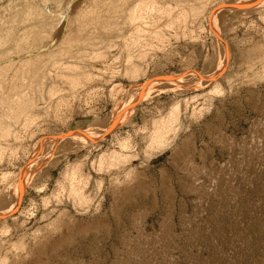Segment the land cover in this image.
I'll list each match as a JSON object with an SVG mask.
<instances>
[{"label":"rangeland","instance_id":"374dc122","mask_svg":"<svg viewBox=\"0 0 264 264\" xmlns=\"http://www.w3.org/2000/svg\"><path fill=\"white\" fill-rule=\"evenodd\" d=\"M0 264H264V0H0Z\"/></svg>","mask_w":264,"mask_h":264}]
</instances>
